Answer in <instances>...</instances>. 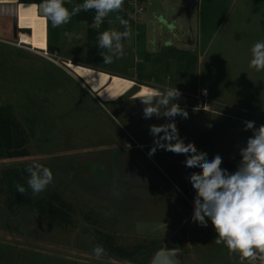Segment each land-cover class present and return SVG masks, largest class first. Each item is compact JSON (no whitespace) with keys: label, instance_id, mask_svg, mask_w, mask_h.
Segmentation results:
<instances>
[{"label":"rangeland","instance_id":"374dc122","mask_svg":"<svg viewBox=\"0 0 264 264\" xmlns=\"http://www.w3.org/2000/svg\"><path fill=\"white\" fill-rule=\"evenodd\" d=\"M139 4L143 10L135 22L133 10L129 16L124 12L128 7L107 16V30H125L117 15L131 29V36L121 41L124 55L110 64L104 63L97 41L87 38L83 22H74L69 31L80 37L66 36L65 25L54 27L56 50L45 56L16 45L14 19L0 16V107L11 109L27 138L24 156H0V189L5 169L17 167L28 181L26 168L38 162L53 173V182L41 194L65 211L59 214L62 221H47L31 208L10 209L8 193L0 190V264H150L159 247L178 244L185 264H245L238 253L230 255L225 245L215 243L217 233L210 220L203 227L191 215L181 225L190 212L178 207L195 196L188 177L200 169L186 173L185 164L174 160L175 153L157 147L149 156L154 146L144 148L154 139L149 126L171 120L145 119L143 104L136 93L129 97V90L123 98L104 103L55 67L76 74L64 64L71 60L131 79L138 89L176 87L192 94L206 89L209 111L185 110L188 118L177 115L174 122L186 144L202 146L209 160L220 154L221 167L233 173L241 160L235 153L238 146L245 147L253 135L243 130L244 121H254L257 129L264 125V70L249 67L251 48L264 41V0ZM117 131L143 147L138 155L152 159L163 180L151 190L136 188L126 208L116 207L114 203L121 204L117 200L109 203L113 198L106 194L95 198L96 187L84 186L110 160L111 141L116 146L120 138ZM107 240L115 246L146 248L131 259H116L106 248ZM96 245L105 250L99 257L93 253Z\"/></svg>","mask_w":264,"mask_h":264},{"label":"clouds","instance_id":"9594fccd","mask_svg":"<svg viewBox=\"0 0 264 264\" xmlns=\"http://www.w3.org/2000/svg\"><path fill=\"white\" fill-rule=\"evenodd\" d=\"M65 2L66 0H41L39 8L53 27L67 24L72 17L88 10H95L94 22L100 24L110 13H119L124 4V0H83V3L67 0L72 5L69 11ZM116 19L125 26L124 31L109 29L97 36V44L102 50L100 55L106 64L112 63L113 58L119 59L124 55L121 41L131 36L128 21L119 15ZM251 53L249 67L256 71L264 70V41L256 42ZM180 96L181 92L174 87L163 91L146 88L139 97L144 106L145 119L156 116L171 120L166 124L149 126V134L154 137L155 145L149 156L155 153L157 147L185 154V166L200 169L188 177L195 191L191 217L193 222L207 227L210 220L217 233L214 239L217 245H225L230 255L238 253L240 260L247 261L248 264H264V125L257 129L254 121H244L243 130H252L253 135L248 138L245 147L239 148L241 160L237 170L229 173L221 167L220 154L209 160L206 152L199 151L194 143L186 144L179 136L174 118L177 115L188 118L187 111L174 103ZM26 171L29 173L27 185L33 198L39 197L53 182L52 171L38 162L30 164ZM136 178L140 180L139 177ZM15 188L22 195L28 190L19 183L15 184ZM104 252L100 245L93 248L97 257Z\"/></svg>","mask_w":264,"mask_h":264},{"label":"trees","instance_id":"16d2710c","mask_svg":"<svg viewBox=\"0 0 264 264\" xmlns=\"http://www.w3.org/2000/svg\"><path fill=\"white\" fill-rule=\"evenodd\" d=\"M127 0V11L124 10L127 16L132 12V9L129 8L131 5ZM206 2L212 0H203ZM19 2H29V3H41V0H19ZM126 2V0H124ZM139 3L142 0H138ZM73 3H83V0H73ZM65 6L71 11L72 5L65 2ZM124 7V4H123ZM125 4V9L127 8ZM95 10L81 11L78 15L72 17L67 24H64L67 28V31H71L70 27L74 22H83L86 24L87 29V38L90 41H97V36L99 33L108 29L107 17L104 18L103 22L99 28L91 27L94 23ZM47 19V18H46ZM129 20V19H128ZM54 32V27L51 24V21L47 19V51L54 52L56 50L54 43L52 42L51 35ZM136 89L135 86L131 88V91ZM26 136L23 133V129L20 127L19 123L16 122L12 115L11 109H6L5 107H0V156L4 159H15L25 155V150L23 144L26 142ZM3 183L1 193H8L6 198L8 207L11 209L14 207H23L34 209L38 215L43 217L45 220H57L62 216V209L54 203V199L46 198V196L40 194L39 197L33 198L31 195V189L28 188L27 181L21 177L19 169L17 167L11 168L8 167L4 170L1 177ZM19 183L24 186L27 190L25 195H22L17 192L15 184ZM59 202L62 200L59 198ZM59 214L61 216H59ZM60 221H62L60 219ZM109 243L106 246L107 250L111 253V256L116 259L128 260L133 258L136 254L142 253L145 250V246L139 245L135 247H121L115 246L112 240H107ZM148 248V247H147Z\"/></svg>","mask_w":264,"mask_h":264},{"label":"flooded vegetation","instance_id":"af4514ba","mask_svg":"<svg viewBox=\"0 0 264 264\" xmlns=\"http://www.w3.org/2000/svg\"><path fill=\"white\" fill-rule=\"evenodd\" d=\"M138 90L139 89L136 87V89L134 91L129 93V91H131V89H130L129 91H127L125 94H123L119 98H116V100H111V102L117 101V100L123 98L125 95H127V93H129V97H131ZM93 92H95L97 97H99L98 92H96L94 90H93ZM99 99H101V98H99ZM103 102L105 103V102H110V101H103ZM169 107H171V104L169 105ZM180 108L187 110L183 106H180ZM178 130H179V132L182 131V130H180V127L178 128ZM118 135L120 138H119V140H117L116 146L113 145V141H111V144L109 146L110 154H111L110 160L108 162H106V166L104 167V169L99 174H91L92 179L88 182H85L84 186L91 188V186L94 185L96 187V192L94 195L95 198H98L99 196H103L104 194H106L105 196H109V197L113 198L111 200L110 199L108 200L109 203L113 204L112 200H115V201L117 200L121 204L118 206L114 203V205L116 207L126 208L128 205L129 199L131 197H133V194L135 192L134 190L136 188H145V190H151L154 188V186L159 184V181L162 179V177H161L159 171L152 164V159H150L146 155L145 150H144L145 155H146L145 158H143V156L138 155V152H140L143 147L139 146L138 143H134L132 141V139L131 138L129 139L128 135L124 134L122 131L118 132ZM111 136H112V134H111ZM125 138L127 139V141L125 140ZM128 142H132V146H130L128 144ZM164 142L166 143L167 141H164ZM173 143H174V141H173ZM153 146H155L154 145V139L150 143L146 144L144 146V148L146 150H148V149H151ZM196 147L199 151L202 150V146H198V144H197ZM238 148H240V146H238ZM133 151H136V153H133ZM212 151H213V149H212ZM238 151L239 150H237L235 152L236 155L239 154ZM175 155L176 156H175L174 160L178 164L180 162L184 163V161H185L184 159H186V155L176 154V153H175ZM134 157L137 159H135ZM178 159H183V160L179 161ZM182 168L186 169V171H185L186 173L191 172L193 170V168H188L185 165ZM198 169L199 168H195L194 170L197 171ZM136 177H139L140 180ZM161 181H163V180H161ZM130 189H132V192H130ZM193 190L190 189V191H193ZM194 194H195V192H194ZM97 201H103V200H97ZM104 202H105V200H104ZM178 209L180 211L190 212V214L188 216L183 217L181 219V225L183 223L186 225L189 216H191L193 214V210H194L193 200L188 199V203H184V204L182 203L181 206L178 207ZM170 226H172V225L170 223H168L169 229H170ZM177 229H179V227L175 228L174 231L178 232ZM169 238H172V236L170 235ZM187 239H189L188 236L185 237V241H187ZM180 246H181V244H178L175 246H169V247H162L161 246L155 251V254L161 249L178 248L182 251V248ZM155 254H154V256H155ZM184 264H185V261H184ZM257 264H258V262H257Z\"/></svg>","mask_w":264,"mask_h":264},{"label":"bare ground","instance_id":"6f19581e","mask_svg":"<svg viewBox=\"0 0 264 264\" xmlns=\"http://www.w3.org/2000/svg\"><path fill=\"white\" fill-rule=\"evenodd\" d=\"M4 2L12 3L5 8L8 13L17 14L19 28L30 30L28 35L26 32H19L20 42L29 44L31 48L47 51V19L45 16L38 14V5L29 2L21 3L16 0H4ZM64 64L70 70H73L91 90L98 92L99 98L103 101L116 100L135 84L133 80L126 77L79 65L71 60L66 61ZM146 88L155 89L142 85L135 96L140 97Z\"/></svg>","mask_w":264,"mask_h":264},{"label":"built area","instance_id":"2783aa9c","mask_svg":"<svg viewBox=\"0 0 264 264\" xmlns=\"http://www.w3.org/2000/svg\"><path fill=\"white\" fill-rule=\"evenodd\" d=\"M19 2V0H16ZM129 5H131L132 10H133V16H134V22L136 21V16L143 10L142 6L139 4L138 0H129L128 1ZM12 4V3H11ZM10 3H5L4 0H0V16H8L16 20V34L18 38L16 39L17 42L16 45H23L27 46L25 43L20 42L19 38V32H22L21 29L19 28L18 24V18L16 13H8V10H6L5 7L8 5H11ZM100 24L93 23L91 27L94 28H99ZM30 32L28 28H24ZM26 32V33H28ZM2 42H5L4 40H1ZM42 53L46 56L48 55V52L46 50H43ZM181 92V96L176 99L174 102L178 104L179 106H183L187 110H195V111H203V112H208L210 109V100L208 98V91L206 89H201L197 94H192L189 93L188 91H185L183 89H179Z\"/></svg>","mask_w":264,"mask_h":264},{"label":"water","instance_id":"95a60500","mask_svg":"<svg viewBox=\"0 0 264 264\" xmlns=\"http://www.w3.org/2000/svg\"><path fill=\"white\" fill-rule=\"evenodd\" d=\"M37 5H38V14L45 16L43 14L42 9L39 8L40 3H38ZM170 27H171V25H170ZM21 31L22 32H28V30H26V29H21ZM65 35L69 36L70 38L81 36V34H74V33H70L69 31H66ZM13 37H14V39L18 38V36L16 34V20H14V22H13ZM150 264H184L183 253L178 248L161 249L155 254V256H154V258Z\"/></svg>","mask_w":264,"mask_h":264},{"label":"crops","instance_id":"0c3cea01","mask_svg":"<svg viewBox=\"0 0 264 264\" xmlns=\"http://www.w3.org/2000/svg\"><path fill=\"white\" fill-rule=\"evenodd\" d=\"M74 33V32H73ZM5 41V40H4ZM7 41V40H6ZM20 48H23V49H26V50H28V51H30V52H39V53H42V51L43 50H37V49H34V48H31L30 46H29V44H27V46H23V45H21L20 46ZM55 68H57V69H59V70H61L62 71V73H64V75H66L68 78H70V77H72L73 79H76V81L78 82V87L79 88H82V89H87V90H91V88H89L88 86H87V84H85L76 74H69V73H67V72H64L65 70H63L62 68H59V67H55ZM71 71V70H70ZM72 72V71H71ZM65 73H67V74H65ZM76 77V78H75ZM91 91H93V90H91ZM188 237H190V236H188ZM245 264H248V262L247 261H245Z\"/></svg>","mask_w":264,"mask_h":264}]
</instances>
